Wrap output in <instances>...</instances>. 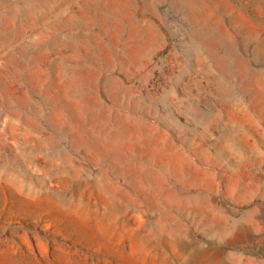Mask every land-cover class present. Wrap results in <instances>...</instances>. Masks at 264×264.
<instances>
[{
  "label": "rangeland",
  "instance_id": "374dc122",
  "mask_svg": "<svg viewBox=\"0 0 264 264\" xmlns=\"http://www.w3.org/2000/svg\"><path fill=\"white\" fill-rule=\"evenodd\" d=\"M0 264H264V0H0Z\"/></svg>",
  "mask_w": 264,
  "mask_h": 264
}]
</instances>
